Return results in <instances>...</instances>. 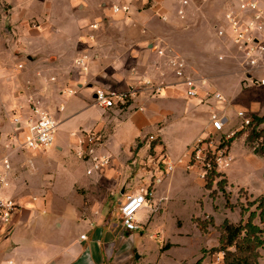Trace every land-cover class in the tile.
<instances>
[{
    "label": "crops",
    "instance_id": "crops-1",
    "mask_svg": "<svg viewBox=\"0 0 264 264\" xmlns=\"http://www.w3.org/2000/svg\"><path fill=\"white\" fill-rule=\"evenodd\" d=\"M110 1L0 0V158L9 154L12 163L3 195L18 203L10 225H0V264H223L215 260L217 252L201 251L219 245V232L210 226L202 233L193 219L210 215L220 225L240 221L241 214L236 212V219L225 200L219 205L207 195L201 201L196 169L177 166L150 188L136 214L142 230H126L119 207L125 193L149 182L148 174L137 170L149 152L147 135L156 133L176 159L197 137L207 136L212 112L221 117L223 133L238 132L228 144L232 161L220 170L225 188L264 201V154L248 143L249 130L237 115L264 116V86L246 84L240 53L205 32L208 20L221 23L228 0H202L203 8L193 0L183 17L171 0ZM115 4L128 5L129 14L113 13ZM161 14L169 15L164 26L196 21L194 49L184 54L182 72H188L191 55L199 66L193 76L208 81L196 97L186 96L183 76L168 64L166 39L154 34V19ZM80 54L88 56L86 70L74 65ZM146 80L165 84L164 90L150 94L141 86ZM129 86L137 92L124 107L102 108L93 101L95 87ZM69 88L76 92L68 94ZM31 94L58 122L54 143L45 150L5 148L12 118L27 111ZM175 122L180 130L172 134ZM89 131L102 137L95 152L110 157L109 166L91 174L90 160L77 153ZM24 134L20 130L19 141Z\"/></svg>",
    "mask_w": 264,
    "mask_h": 264
},
{
    "label": "built area",
    "instance_id": "built-area-1",
    "mask_svg": "<svg viewBox=\"0 0 264 264\" xmlns=\"http://www.w3.org/2000/svg\"><path fill=\"white\" fill-rule=\"evenodd\" d=\"M177 4V14L184 16L185 10L193 3V0H171ZM113 13L129 14L130 7L126 4L112 5ZM221 23L215 29L218 38L235 48L241 55V65L245 75L246 84H258L264 86V0H228L222 15ZM160 19L164 22L169 20L167 14H161ZM96 28V24L90 25ZM161 55L165 48L158 49ZM220 60L223 56L219 55ZM88 56L80 54L74 59V65L82 70L87 69ZM168 64L176 74L183 76L181 84L187 97L193 98L198 95L200 89L208 85L206 78H197L190 75H183L185 62L180 57H170ZM22 65L19 64L18 67ZM150 94H159L164 90L165 84L153 80L143 81L141 84ZM75 89L69 88L68 94H74ZM134 86H129L124 91H116L112 88L95 87L93 90V101L102 108L124 107L136 94ZM218 100L224 97L220 93H213ZM241 118V125L246 126L251 122L250 115L238 111ZM211 129L206 137H197L189 146L186 152L176 158L169 157L162 141L156 133L147 135L150 147L145 158L139 160L138 171L149 176V182L145 187H137L124 194L120 203L119 215L122 226L128 231H139L143 224L136 219V214L147 202L150 188L160 184L166 176L171 174L177 166L186 169H196L198 177L207 180L212 171L220 173L221 169L227 168L232 158L228 152V141L234 136V132L223 133V122L218 113L210 114ZM13 131L10 134V142L5 144L8 149H22L26 147L32 150H45L54 143L58 127L56 119L46 110L39 98L33 94L27 96V111L24 114L13 116ZM25 130L23 142L19 141L18 133ZM80 144H84L78 150L81 157L87 156L91 162L87 174L102 171L109 166L110 157L104 154H97L96 148L102 144V137L89 131L82 135ZM12 163L9 154L0 158V225L7 226L18 209V203L11 197L3 195V190L10 185L9 173ZM216 178V177H215ZM36 199V198H34ZM83 237V236H81ZM223 251L215 254V260H223Z\"/></svg>",
    "mask_w": 264,
    "mask_h": 264
},
{
    "label": "trees",
    "instance_id": "trees-1",
    "mask_svg": "<svg viewBox=\"0 0 264 264\" xmlns=\"http://www.w3.org/2000/svg\"><path fill=\"white\" fill-rule=\"evenodd\" d=\"M263 121L264 116L253 117L251 122L245 126V129L249 130L248 143L254 147L259 155L264 154V128H258V125ZM237 133H235L234 137ZM230 140L227 144H229ZM215 177H219V179L216 180ZM206 181V188H211L214 182L216 188L224 194L226 205L230 207L228 196L224 190L226 180L221 174L212 171ZM256 210H259V212L251 211L246 221L240 220L237 223L224 220L220 225H214L213 220L210 219V224H213L219 232V245L211 247L208 250L202 249V253L223 251V264H259V248H264V201L262 198L257 204ZM257 216L263 224L262 227L253 222ZM193 221L202 233L208 231V224L206 222L197 218H194Z\"/></svg>",
    "mask_w": 264,
    "mask_h": 264
},
{
    "label": "rangeland",
    "instance_id": "rangeland-1",
    "mask_svg": "<svg viewBox=\"0 0 264 264\" xmlns=\"http://www.w3.org/2000/svg\"><path fill=\"white\" fill-rule=\"evenodd\" d=\"M107 3H109V5H111L110 0H107ZM205 3H206V1L204 2L202 0H195V4L197 5V7L201 6L203 8V5H205ZM192 7H193V4H192ZM173 9L175 10V8H172L171 12H173ZM191 10L194 12V10H197V8L195 7V8L190 9V11ZM187 13L189 15V11ZM222 15H223V13H222ZM155 16L158 17L157 15H155ZM222 19H223V17H221L220 22ZM186 22H184V23L174 22V24H172L170 22L169 23L170 27H169V26H164L165 24H168V23L162 21L160 19V17H158V19H154V25H152V28L155 29L154 34H156L157 37L161 38L162 40H163V38L166 39L165 43H167V46H168L167 48L169 49L170 54L172 55L171 57H173V56L176 57L177 54H180V55L183 54L184 55L187 52L191 53L192 50L194 49V43L195 42L193 39V34H194V30L197 27V24L195 23L196 21L195 22L186 21ZM218 24H219L218 19L208 20L206 22V28H205L206 34L208 35L210 32H213V34H215V29L218 26ZM210 34H212V33H210ZM228 49H230L231 51L234 52L233 47L232 48L229 47ZM183 55H181L182 57H180L178 55L177 56L183 60L186 59V60H184V62H185V61H187V57H186V55H184V56ZM189 57H190V58H188L189 64L187 63L188 72H185V75L193 76V73H195V74L197 73L199 66L193 62L191 55H189ZM232 58H234V61H236L235 57H232ZM220 62H223V61H220ZM179 130H180V127H179L177 122H175L173 125H171L169 127V131L172 134H176ZM215 179L218 180L219 177H216ZM194 183H195V185L198 184L197 181H195ZM206 183H207V181H204L202 179H200V181H199L200 192L202 195V197L200 198L201 201H204L203 198H206V196L208 195L210 198L217 199V203L219 205H221L223 200H225V206L229 207L228 205H226V199H225L224 194L222 193V191H220L216 188V186L214 185V182H213V185L211 188H206ZM189 190L192 191V188H190ZM224 190L228 196V201L230 203L229 208H231L233 210V214L236 217V219H238L236 212H239L240 214L242 213L240 220H243V221H246V219H247V217L251 211H255L256 213L259 212V210H256V206L259 203L261 198H257L255 200L249 199V197L246 195V191H244L243 189H240L237 192L228 191L226 188H224ZM196 205H197V203H196ZM116 206H117V202L115 204V207ZM205 208H208L206 204H205ZM191 209L192 208H190L189 210L191 211ZM241 210H243V211H241ZM182 217H183V219H186L185 213H182ZM196 218L203 221V222H206L208 224V227L213 226V224H214V222H213V224H210V219H212V217L210 215L208 217L200 216V217H196ZM221 218H223L222 214H220V212H218V211L215 212L216 221H221ZM230 218H233V216L232 217L230 216ZM253 222L255 224L259 225L260 227L263 226V224L259 221L258 216L253 220ZM259 250H260V257L258 259V262H259V264H262V258H264V248H259Z\"/></svg>",
    "mask_w": 264,
    "mask_h": 264
}]
</instances>
